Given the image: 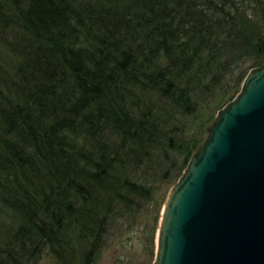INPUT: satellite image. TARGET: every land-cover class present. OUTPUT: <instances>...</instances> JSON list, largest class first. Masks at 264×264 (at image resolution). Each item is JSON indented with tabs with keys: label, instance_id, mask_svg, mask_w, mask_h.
I'll use <instances>...</instances> for the list:
<instances>
[{
	"label": "trees",
	"instance_id": "obj_1",
	"mask_svg": "<svg viewBox=\"0 0 264 264\" xmlns=\"http://www.w3.org/2000/svg\"><path fill=\"white\" fill-rule=\"evenodd\" d=\"M263 63L264 0H0V264H92Z\"/></svg>",
	"mask_w": 264,
	"mask_h": 264
},
{
	"label": "water",
	"instance_id": "obj_2",
	"mask_svg": "<svg viewBox=\"0 0 264 264\" xmlns=\"http://www.w3.org/2000/svg\"><path fill=\"white\" fill-rule=\"evenodd\" d=\"M152 264H264V63L170 188Z\"/></svg>",
	"mask_w": 264,
	"mask_h": 264
},
{
	"label": "rangeland",
	"instance_id": "obj_3",
	"mask_svg": "<svg viewBox=\"0 0 264 264\" xmlns=\"http://www.w3.org/2000/svg\"><path fill=\"white\" fill-rule=\"evenodd\" d=\"M207 127L203 132L205 136ZM196 130H199V127H196ZM177 180L171 184L159 181L158 184L156 183L154 198L151 201L112 221L105 244L92 264H152L156 253L157 232L163 206L170 188ZM55 261V257L45 252L40 264H53Z\"/></svg>",
	"mask_w": 264,
	"mask_h": 264
}]
</instances>
